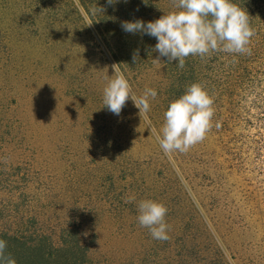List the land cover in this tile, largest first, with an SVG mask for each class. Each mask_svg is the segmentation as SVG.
Segmentation results:
<instances>
[{
  "label": "rangeland",
  "instance_id": "rangeland-1",
  "mask_svg": "<svg viewBox=\"0 0 264 264\" xmlns=\"http://www.w3.org/2000/svg\"><path fill=\"white\" fill-rule=\"evenodd\" d=\"M69 3L0 0V171L12 181L0 188L5 219L8 190L19 185L28 196L20 210L40 226L81 225L87 264H210L203 225L230 264H264V177L218 172L212 140L207 151L176 152L178 160L163 153L131 99L111 113L103 90L114 64L95 33L91 41L74 28ZM152 85L147 77L134 91ZM157 115L161 129L162 108ZM143 200L168 208V240L139 224Z\"/></svg>",
  "mask_w": 264,
  "mask_h": 264
},
{
  "label": "trees",
  "instance_id": "trees-1",
  "mask_svg": "<svg viewBox=\"0 0 264 264\" xmlns=\"http://www.w3.org/2000/svg\"><path fill=\"white\" fill-rule=\"evenodd\" d=\"M69 1L68 13L74 28L83 30L91 41L96 34L104 47L99 51L102 58L117 65L133 90L147 77L153 78L155 85L150 88L156 90L157 96L154 100L149 98L150 110L146 117L158 134L162 129L155 117L159 116V108L165 113L170 103L185 94L193 83L203 84L214 98L215 111L213 127L199 146L206 150L208 142L213 141L215 167L218 165V172L224 170L228 179L244 177L250 172L264 177V0H232L249 14L250 26L255 31L248 45L251 55L222 51L210 52L204 57L189 55L182 69L177 66L178 60L169 62L167 57H159L153 51L158 42L156 38L140 32L128 33L121 27L125 21L147 23L179 11L173 0H118L111 4L108 0ZM137 52L138 60L133 62V54ZM158 57L160 62L154 61ZM157 70L158 79L155 78ZM217 123L219 128L215 126ZM172 154L178 160L177 153ZM175 180L178 182V178ZM8 183H12L11 174L4 176L0 171V188ZM222 184L219 180L218 185ZM109 185L110 176L108 183L107 179L104 181L105 190ZM16 189L23 190L19 185L8 190L11 199L6 206L10 224L5 222L3 202L0 204V239L7 242L5 256L15 259L16 264H87L91 243L82 239L81 225L40 226L36 214L20 210L28 196L22 191L16 193ZM121 199L119 202L124 207ZM203 228L215 251L210 264H230L208 227L203 225Z\"/></svg>",
  "mask_w": 264,
  "mask_h": 264
},
{
  "label": "clouds",
  "instance_id": "clouds-1",
  "mask_svg": "<svg viewBox=\"0 0 264 264\" xmlns=\"http://www.w3.org/2000/svg\"><path fill=\"white\" fill-rule=\"evenodd\" d=\"M114 3L118 0H108ZM179 11L167 13L155 21H125L121 27L125 32H140L157 39L153 51L159 57H167L169 62L178 60L183 68L189 55L204 57L210 52H227L251 55L248 45L255 35L250 26L249 14L232 0H173ZM159 57L154 61L160 62ZM138 60V52L133 54V62ZM114 75L103 90L105 107L119 116L131 99L139 115L143 118L150 110V99H155V89L146 88L137 96L128 79L112 65ZM214 98L203 84L193 83L185 94L171 102L164 113L165 122L161 134L157 135L165 154L186 153L202 142L211 131L214 116ZM216 128L220 127L217 123ZM119 158V157H118ZM117 158V159H118ZM138 222L149 229L153 239H169V226L165 221L168 208L159 202L143 200L138 204ZM7 242L0 239V261L16 264L15 259L5 256Z\"/></svg>",
  "mask_w": 264,
  "mask_h": 264
}]
</instances>
